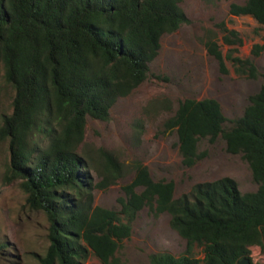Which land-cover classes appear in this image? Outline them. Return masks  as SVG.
<instances>
[{
	"label": "trees",
	"instance_id": "16d2710c",
	"mask_svg": "<svg viewBox=\"0 0 264 264\" xmlns=\"http://www.w3.org/2000/svg\"><path fill=\"white\" fill-rule=\"evenodd\" d=\"M184 0H0V100L11 91V113L1 114L0 139L9 143L6 183L20 182L28 205L48 220L49 246L40 264H82L91 254L101 264H127L118 252L130 239L138 214L149 207L168 214L170 226L187 242L181 256L152 254L150 264H239L251 247L264 249V75L244 115L227 127L220 103L212 98L185 99L165 124L176 132L182 163L196 166L207 156L203 141L226 142L242 155L258 185L242 193L229 177L198 183L175 197L173 181H156L139 165L124 186L121 210L93 205V159L83 156L88 119L108 121L117 101L131 95L150 75L161 39L189 19ZM235 16H250L264 27V0L232 4ZM224 57L215 40L206 44L224 74L226 60L240 75L256 78L251 59L235 46L242 39L222 24ZM264 52L256 45L255 56ZM232 122V121H231ZM108 168L115 161L105 151ZM107 178V177H105ZM203 248V258L194 248ZM7 244L0 240V256Z\"/></svg>",
	"mask_w": 264,
	"mask_h": 264
},
{
	"label": "rangeland",
	"instance_id": "374dc122",
	"mask_svg": "<svg viewBox=\"0 0 264 264\" xmlns=\"http://www.w3.org/2000/svg\"><path fill=\"white\" fill-rule=\"evenodd\" d=\"M245 2L184 0L181 6L189 23L161 39V50L150 64L149 78L131 95L117 101L108 121L88 119L85 141L79 151L94 161L90 173L95 185L104 179L111 182L106 188H94V206L120 211V199L125 198L123 188L133 181L139 165L147 166L156 181H173L176 198L190 193L198 183L225 177L235 180L242 193L258 189L247 161L241 154L228 153L223 138L215 143L201 142L200 151H206L207 156L187 168L182 163L176 132L164 129L181 101L205 98L220 103L228 119L226 126L232 127L233 121L244 115L251 97L260 91L264 52L255 56L253 50L264 44V27L250 16L230 12L232 4ZM222 24L239 33L242 45L235 46L238 53L234 55L254 62L256 78L238 74L229 60L228 74H224L219 61L209 54L206 44L211 39L220 45L224 57L233 49L224 42ZM12 95L8 89L1 96L0 125L1 114L12 111ZM101 151L112 157L114 168L106 166ZM9 160V143L0 139V240L7 244L0 264H40V257L49 246L48 220L43 212L28 205L19 181L6 183ZM253 249L254 253L260 250L259 255H250L253 264H264V249ZM186 250L187 242L171 228L170 216H156L146 207L138 214L132 236L122 242L118 256L127 264H150L152 254L178 257ZM194 255L203 258V248L196 245ZM82 264L101 263L90 254Z\"/></svg>",
	"mask_w": 264,
	"mask_h": 264
},
{
	"label": "water",
	"instance_id": "95a60500",
	"mask_svg": "<svg viewBox=\"0 0 264 264\" xmlns=\"http://www.w3.org/2000/svg\"><path fill=\"white\" fill-rule=\"evenodd\" d=\"M239 264H251L249 259H243L242 261L239 262Z\"/></svg>",
	"mask_w": 264,
	"mask_h": 264
},
{
	"label": "built area",
	"instance_id": "2783aa9c",
	"mask_svg": "<svg viewBox=\"0 0 264 264\" xmlns=\"http://www.w3.org/2000/svg\"><path fill=\"white\" fill-rule=\"evenodd\" d=\"M254 247H257V246H254ZM258 247H260V246H258ZM252 248H253V247H251V254H252V257L254 256V254H255V255H259V254H260V250H259L257 253H254V249H253V251H252Z\"/></svg>",
	"mask_w": 264,
	"mask_h": 264
},
{
	"label": "clouds",
	"instance_id": "9594fccd",
	"mask_svg": "<svg viewBox=\"0 0 264 264\" xmlns=\"http://www.w3.org/2000/svg\"><path fill=\"white\" fill-rule=\"evenodd\" d=\"M254 247V246H253Z\"/></svg>",
	"mask_w": 264,
	"mask_h": 264
}]
</instances>
